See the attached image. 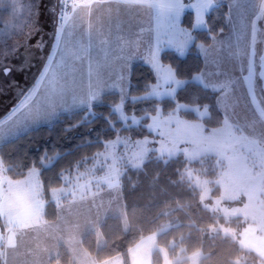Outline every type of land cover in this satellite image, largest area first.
Wrapping results in <instances>:
<instances>
[{"label":"snow or ice","instance_id":"snow-or-ice-1","mask_svg":"<svg viewBox=\"0 0 264 264\" xmlns=\"http://www.w3.org/2000/svg\"><path fill=\"white\" fill-rule=\"evenodd\" d=\"M55 3L58 7L49 9L51 44L41 36L32 46L41 56L33 58L29 52L17 69L35 68V60H41L32 84L0 117V143L78 112L84 116L71 127L93 123L98 115L96 105L104 104L115 93L118 100L109 103L110 111L104 117L113 136L100 140L101 150L84 157L71 171L63 170L59 186L49 187L47 194L40 176L41 168L53 162L49 157L40 159V168L27 166L22 179H13L9 173L16 165L0 154V264H60L65 257L66 264H98L83 248L84 235H99L98 229L119 203L123 181L130 173L142 171L153 158L165 164L181 160L178 175L199 190L203 209L216 221L210 231L233 240L239 236L240 247L254 253L258 264H264V0L250 5L255 9L251 18L247 16L248 0H229L226 18L235 30V45L231 36L218 39L215 33L224 29L214 33L208 19L210 13L224 7L222 0ZM188 9L194 15L186 26L183 17ZM137 13L150 19L154 36L146 61L153 81L139 96L131 93L137 33L123 35ZM106 28L109 34L115 28V42L105 34ZM35 31L42 30L37 27ZM201 31L207 33L211 46L200 42ZM10 35L5 26L0 41L6 42ZM94 45L104 53L103 58L95 63L90 60L86 74L78 72L76 61ZM192 48L199 50L203 64L188 76L163 60L169 49L184 57ZM225 48L240 65L239 79L228 66L231 60H222L219 55ZM3 71L8 75L13 69L3 65ZM189 89H199L212 98L194 93L181 101L179 93ZM165 101L171 103L170 108L163 107ZM145 103L150 110L135 108ZM137 129L147 135L133 136ZM208 159L214 167L206 169L203 162ZM214 189L219 195H212ZM49 214L52 219L46 218ZM221 219L237 224L240 231L220 224ZM168 227L166 224L161 230ZM201 255V250H193L189 255L192 264H200ZM246 259L233 257L232 264H246ZM108 260L116 264L113 258L101 264H108Z\"/></svg>","mask_w":264,"mask_h":264},{"label":"trees","instance_id":"trees-1","mask_svg":"<svg viewBox=\"0 0 264 264\" xmlns=\"http://www.w3.org/2000/svg\"><path fill=\"white\" fill-rule=\"evenodd\" d=\"M8 2L9 0H0V24L4 19L3 13L10 5ZM222 3L224 7L208 16L214 33L217 29L227 27L228 4ZM193 15L192 11H187L183 23L190 25ZM199 39L205 44L212 42L203 31L199 33ZM163 60L178 67L184 76L201 69L203 64L201 53L195 48L184 57H179L169 49L164 53ZM152 81L153 73L148 64L139 62L132 67V95H143L144 86ZM194 93L208 100L212 98L211 94L199 89H189L179 93V99L184 101ZM116 100L118 95L114 93L104 104L96 105L95 111L98 115L93 123L85 122L79 127H71L79 123L84 116L83 112H78L71 116L65 115L51 124L34 127L9 143H1L0 154L5 155L9 163L16 165L9 175L13 179H21L27 166L35 164L40 168V159L47 156L53 162L48 168H41L40 176L46 194L49 187L59 186V174L63 170L71 171L84 157L101 150L100 140L112 138L113 132L104 117L110 111L109 103ZM163 107L168 109L171 103L165 101ZM135 108L147 111L150 110V105L136 104ZM69 128L70 130H67ZM131 134L147 135L142 129H137ZM203 166L212 168L214 162L208 159L203 162ZM182 167L181 160L165 164L162 160L153 158L142 171L129 174L123 181L122 192L128 226H125L122 215L111 214L106 223L100 227L105 240L102 246L98 244L96 233H87L83 238V246L96 260L103 261L121 254L124 257V264H131L130 248L141 238L161 230L167 224L170 227L158 233L157 242L159 247L168 250L171 258H175L179 253L188 255L193 250L199 249L204 253L200 264H232V259L236 256H245L246 264H258L259 258L247 249H242L237 240L224 238L219 231L215 233L210 231V226L216 224V221L210 212L203 209L199 190L189 185L187 179L178 175L177 170ZM213 194L219 195V192L214 189ZM48 211L50 213V208ZM169 211H171L170 215H164ZM46 218L53 217L49 214ZM219 223L237 226L235 223H225L222 219ZM153 258L154 264H163V256L159 248L154 251ZM66 260L67 257L63 258L61 263L66 264ZM186 262L188 259L177 261L175 264Z\"/></svg>","mask_w":264,"mask_h":264},{"label":"rangeland","instance_id":"rangeland-1","mask_svg":"<svg viewBox=\"0 0 264 264\" xmlns=\"http://www.w3.org/2000/svg\"><path fill=\"white\" fill-rule=\"evenodd\" d=\"M222 2L229 4V0H222ZM255 2L256 0H248V3L246 4V7L248 8L247 16L249 18L252 17L255 11V9L250 7V5L255 4ZM8 3L10 5L5 10V13H3L4 19L0 24V31L5 30V26H7V30L11 33L10 38L7 39L6 42L0 41V117L7 113L13 104L16 103L20 92L32 84L36 71L40 67L41 60H35V68H25L24 70L17 69H19L20 66L24 64L25 56L28 55L29 52L32 54L33 58L41 56V53L35 47H32L35 45L36 41L41 38V36L47 44H51L53 23L49 9L54 5L58 7V5L55 3V0H9ZM187 11L192 10L188 9L186 12ZM226 21L227 27L224 28L223 33H217V38L227 39L229 36H231L233 44L235 45V30L232 28V25L228 19ZM130 25V29H124L123 35L128 37L132 35V32H136L137 35L134 38L139 41L135 53V59L132 61V65L134 66L139 62L146 63L149 56V48L152 46L154 40L153 33L150 30L151 21L146 15L137 13L134 14L133 18L131 19ZM184 25L188 26L187 24ZM37 27H39L42 31H35ZM30 33L31 36L29 35ZM211 44L212 42L205 45L211 46ZM14 48L15 51H13ZM259 51H261L260 45H258V53ZM47 53L48 48L46 47L44 49L43 55L46 56ZM109 53L112 52L110 51ZM103 55L104 53L94 45L89 52L81 53L82 58L76 61L77 71L86 74L89 61L91 60L93 63H95L97 60L102 59L101 57H103ZM219 55L222 60H231V63H229L228 66L233 69V72L235 73L234 78L239 79V76L242 75V73L239 71V63L229 57V53L226 48L221 50ZM3 65L11 67L13 71L8 75H5L3 71ZM237 88L242 90V84L238 83ZM237 111H240L243 115L242 109L238 108ZM205 168L207 169V167ZM80 170L83 171L84 169L81 168ZM213 193L212 195L215 196ZM208 202L210 201H206V203ZM111 214L122 215L124 217V222L126 220L125 226H128L122 195L119 198L118 205H113L109 215ZM224 226L236 228L237 232L240 231V226L238 225L232 226L224 224ZM0 231H3L2 221H0ZM98 231V244L99 246H102L105 240L102 235L101 228H99ZM162 231L163 230H159L141 238L130 248L131 264H154L153 254L157 248L160 249L163 256V264H175L177 261H183L184 259H188V262L181 264H192V261L189 259L190 254L184 255L179 253L175 258H171L168 250L165 247H159L157 235ZM150 236H154L155 238L149 239ZM236 240L239 242V236H237ZM83 248L90 254V252L84 246ZM201 253L202 258L204 255L202 250ZM111 258L115 259L116 264H124V257L121 254ZM104 261L105 260L101 262ZM60 264L62 263L60 262ZM108 264H112V260H108Z\"/></svg>","mask_w":264,"mask_h":264},{"label":"crops","instance_id":"crops-1","mask_svg":"<svg viewBox=\"0 0 264 264\" xmlns=\"http://www.w3.org/2000/svg\"><path fill=\"white\" fill-rule=\"evenodd\" d=\"M105 34L106 35H109V39L111 40V41H113V42H115V37H116V35H117V32H114V31H116L115 29H113L112 31H111V33L109 34L108 33V29L106 28L105 30ZM109 55H112V53H109ZM101 58H103V57H101ZM91 254V253H90ZM92 255V254H91ZM93 256V255H92ZM94 257V256H93ZM97 262H98V264H101V261H98L97 260Z\"/></svg>","mask_w":264,"mask_h":264}]
</instances>
